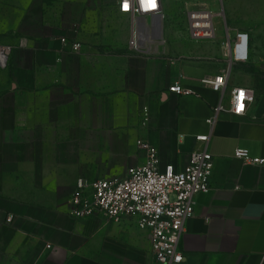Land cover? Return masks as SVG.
I'll list each match as a JSON object with an SVG mask.
<instances>
[{"label":"crops","instance_id":"1","mask_svg":"<svg viewBox=\"0 0 264 264\" xmlns=\"http://www.w3.org/2000/svg\"><path fill=\"white\" fill-rule=\"evenodd\" d=\"M42 1L45 33L14 51L0 88V264H157L135 219H76L69 201L80 179L122 177L142 165L139 139L158 148L163 166L182 168L205 147L196 140L204 134L214 156L211 189L195 197L180 243L183 264H264V164L234 156L244 148L264 158V56L257 41L250 39L247 61L232 60L224 45L247 32L237 27L224 32L220 25L212 40L178 42L166 4L152 52L135 53L132 20L117 1L103 16L91 8L77 31ZM188 5L218 12L207 0ZM75 42L80 51H73ZM222 75L223 92L202 83ZM177 82L193 94L171 92ZM235 88L255 92L240 116L230 112ZM219 106L212 126L207 120Z\"/></svg>","mask_w":264,"mask_h":264},{"label":"built area","instance_id":"2","mask_svg":"<svg viewBox=\"0 0 264 264\" xmlns=\"http://www.w3.org/2000/svg\"><path fill=\"white\" fill-rule=\"evenodd\" d=\"M118 11L132 20L129 41L131 51L151 53L154 43L161 37L167 0H116ZM187 33L194 40H212L216 37V18L222 13L205 5L188 7L186 10ZM151 19V20H150ZM150 20V21H149ZM250 34L238 33L234 40L224 42L227 55L234 61L249 60ZM82 44L75 42L73 51H80ZM12 48L0 47V68L9 64ZM202 83L215 91L223 92L226 76L207 77ZM169 90L180 95L193 91L180 83ZM255 100V92L247 88H235L231 97L230 112L235 116L247 111V103ZM222 106L207 120L215 125ZM150 111L143 109L142 125L148 126ZM210 134L198 135L196 140L205 145L192 153L186 165L177 168L174 164H161L159 150L152 143L139 139V147L146 151L142 165L132 167L126 176L102 178L94 181L80 179L69 201L68 213L76 219L103 215L110 221L121 223L126 218L135 219L138 227L146 232L151 253L157 264H183L184 253L180 243L185 224L195 214V197L209 192L214 169V156L207 146ZM234 156L249 164H264L263 157H255L248 149L237 148ZM13 215L7 218L12 222Z\"/></svg>","mask_w":264,"mask_h":264},{"label":"rangeland","instance_id":"3","mask_svg":"<svg viewBox=\"0 0 264 264\" xmlns=\"http://www.w3.org/2000/svg\"><path fill=\"white\" fill-rule=\"evenodd\" d=\"M188 1L167 2V7L173 9V16L167 20L179 34L178 42L192 39L187 33L185 12L189 6ZM207 1L209 5H214L215 9L222 13L219 18H216L217 28L221 25L226 32V25H228L247 31L251 41H257L260 45L258 51L264 56V0ZM115 3L116 0H48L46 8L60 17L66 16V21L73 22L74 29L77 31L81 27L85 28V23L89 20L88 11L91 8L100 10L99 13L95 12L99 17L103 16L106 11L109 12ZM42 7V0H0V47L10 46L12 48L9 63L14 51L23 43L36 41L45 33L39 21L43 12ZM5 81V68H0V88L5 87Z\"/></svg>","mask_w":264,"mask_h":264}]
</instances>
